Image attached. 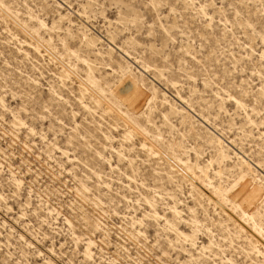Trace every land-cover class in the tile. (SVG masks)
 Listing matches in <instances>:
<instances>
[{"label": "rangeland", "instance_id": "obj_1", "mask_svg": "<svg viewBox=\"0 0 264 264\" xmlns=\"http://www.w3.org/2000/svg\"><path fill=\"white\" fill-rule=\"evenodd\" d=\"M263 133L264 0H0V264H264Z\"/></svg>", "mask_w": 264, "mask_h": 264}, {"label": "bare ground", "instance_id": "obj_2", "mask_svg": "<svg viewBox=\"0 0 264 264\" xmlns=\"http://www.w3.org/2000/svg\"><path fill=\"white\" fill-rule=\"evenodd\" d=\"M78 60L80 61V62H83V63H85V65H86V72H85V77L86 78H88V79H90V75H91V69H92V67H91V65H90V63H89V59L88 58H81V57H78ZM84 90H86V89H84ZM83 95V94H82ZM79 102H80V104H81V106H82V108H84L86 111H90L91 110V107L88 105V104H86L83 100H82V98H80L79 99ZM94 105H96V106H99L100 105V99H94ZM2 106H4L3 105V103H2ZM72 114H74L73 112H72ZM13 123H14V125H25V122L19 117V116H15L14 117V121H13ZM27 128H28V130L30 131V132H35V130H34V128H32V127H30L29 125H27ZM264 134V133H263ZM142 147L143 148H145L146 147V145L145 144H142ZM148 151H150V152H153L154 153V150L151 148V147H147L146 148ZM3 152V151H2ZM12 154V153H11ZM2 164V163H1ZM0 164V172L2 171L1 169H2V165ZM196 165V163L194 164V166ZM13 166V165H12ZM5 169V168H4ZM18 169V168H17ZM13 172V171H12ZM1 174V173H0ZM17 175V174H16ZM11 180H12V182L16 185V186H18V184L20 183V180H19V178L18 177H15V176H11ZM80 185H82L81 187H86V185L85 184H80ZM87 188V187H86ZM84 189V188H83ZM80 190H81V192H82V188H80ZM84 191H85V189H84ZM2 195H3V193H2ZM2 198V196H1V193H0V199ZM4 198V197H3ZM3 198H2V200H3ZM1 201V200H0ZM6 207V206H5ZM10 207V206H9ZM5 211V210H4ZM50 212V211H49ZM173 212L174 213H176V214H178L179 212L177 211V209H176V207H173ZM20 213V212H19ZM17 214V213H16ZM154 214H156V212L154 211ZM20 217V215L18 216V218ZM15 219V218H14ZM13 219V220H14ZM2 220V219H1ZM45 220V219H44ZM66 221H67V223L69 224L68 226L70 227V225H71V222H70V220H68L67 218H66ZM1 222V224H5V221L4 220H2V221H0ZM13 222V221H12ZM15 222V221H14ZM18 222V221H17ZM10 225V224H9ZM7 226V225H6ZM11 226V225H10ZM3 229V228H2ZM11 229V228H10ZM6 231V230H5ZM14 232V231H13ZM11 233V232H10ZM178 233V235H181V236H183V237H186L182 232H177ZM1 235V234H0ZM6 235V234H5ZM12 235V234H11ZM3 236V235H2ZM19 237L20 238H22V240H24L25 242H26V245H31L32 244V242L30 241V240H27V239H25L24 238V236H23V234H21V233H19ZM7 240V239H6ZM2 242V241H1ZM93 242H89L88 243V245H87V247H86V254L87 255H91V252H90V250H89V246L92 244ZM6 245V244H5ZM1 246V245H0ZM50 248V251H52V247H49ZM4 251V250H3ZM38 251V250H37ZM41 253V252H40ZM50 261V260H49ZM54 264V263H53Z\"/></svg>", "mask_w": 264, "mask_h": 264}]
</instances>
